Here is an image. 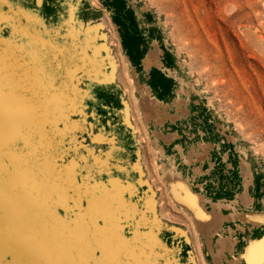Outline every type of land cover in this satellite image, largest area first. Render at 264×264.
<instances>
[{"label":"rangeland","instance_id":"obj_1","mask_svg":"<svg viewBox=\"0 0 264 264\" xmlns=\"http://www.w3.org/2000/svg\"><path fill=\"white\" fill-rule=\"evenodd\" d=\"M179 181L251 264L264 0H0V264H217Z\"/></svg>","mask_w":264,"mask_h":264},{"label":"bare ground","instance_id":"obj_2","mask_svg":"<svg viewBox=\"0 0 264 264\" xmlns=\"http://www.w3.org/2000/svg\"><path fill=\"white\" fill-rule=\"evenodd\" d=\"M144 103H145V106H148L146 101ZM154 105L155 104L153 103V106ZM192 156H195V158L203 157L202 154L189 150L186 156L187 158H185V162L190 161V158ZM248 168L249 166H244L242 169V172L245 175H250ZM172 192L174 196L176 197V199L184 207H186L188 211L192 212V210H194L198 216H201L199 220L198 218L196 219L197 225L204 236L206 246L210 254L212 255L213 260L216 261L217 264H221V261H223V259L225 258V252H228L230 255H232L233 253V248H234V245L236 244V236H234L235 231L237 230L241 232L245 231V226L243 225L244 221L247 219L245 215L242 212H239L234 206L231 205V203L223 204L221 201L213 203L215 209L214 210L212 209L210 212L208 211V213H205L206 215H204V212L200 204L203 196L200 193L198 194L192 193L189 190L188 186H186L182 181H179L176 184H173ZM236 201L237 200H233L232 202H236ZM223 205L230 209V211L227 214H224L220 211V208ZM223 220L235 221L234 226L236 228H233L228 225L225 227H222ZM237 220H240L241 222H236ZM256 227L262 228L261 224H259L258 221L251 220V224L248 226V230L251 231L253 230V228L255 229ZM218 230L227 232V234L226 235H223L222 233L219 234V237L213 242L211 239L212 234L216 233ZM259 255L260 254L253 255L251 260L248 261L247 263H250L252 260L257 259ZM231 259L237 260L239 259V257L232 256Z\"/></svg>","mask_w":264,"mask_h":264},{"label":"snow or ice","instance_id":"obj_3","mask_svg":"<svg viewBox=\"0 0 264 264\" xmlns=\"http://www.w3.org/2000/svg\"><path fill=\"white\" fill-rule=\"evenodd\" d=\"M251 264H264V245H262V251L257 259L251 261Z\"/></svg>","mask_w":264,"mask_h":264},{"label":"crops","instance_id":"obj_4","mask_svg":"<svg viewBox=\"0 0 264 264\" xmlns=\"http://www.w3.org/2000/svg\"><path fill=\"white\" fill-rule=\"evenodd\" d=\"M145 58H146V57H145ZM145 58H144V59H145ZM158 61H159V56H158V58H157V63H158ZM155 65H157V64H155ZM238 231H239V230H238ZM235 233H236V231H235ZM235 233H234V234H235ZM244 233H245V231H244ZM234 236H236V235H234Z\"/></svg>","mask_w":264,"mask_h":264}]
</instances>
